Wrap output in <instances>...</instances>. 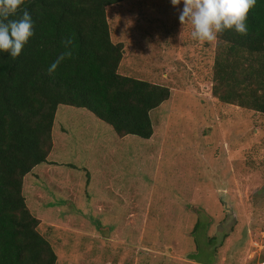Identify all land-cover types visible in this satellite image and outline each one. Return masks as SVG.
<instances>
[{"label":"rangeland","instance_id":"rangeland-1","mask_svg":"<svg viewBox=\"0 0 264 264\" xmlns=\"http://www.w3.org/2000/svg\"><path fill=\"white\" fill-rule=\"evenodd\" d=\"M182 8V0L105 7L110 40L122 46L117 73L169 96L150 110L147 139L57 106L47 160L21 188L54 264L264 260V113L212 94L216 56L219 67L237 59L218 40L191 39L190 25L182 32Z\"/></svg>","mask_w":264,"mask_h":264},{"label":"trees","instance_id":"trees-1","mask_svg":"<svg viewBox=\"0 0 264 264\" xmlns=\"http://www.w3.org/2000/svg\"><path fill=\"white\" fill-rule=\"evenodd\" d=\"M122 1L24 0L10 17L18 19L27 10L34 34L17 58L0 52V264L55 262L21 188L23 176L47 160L58 105L87 110L119 136L147 139L152 133L149 112L167 100L169 91L117 73L122 46L110 40L105 7ZM246 23V35L234 29L218 35L237 64L220 68L216 56L211 92L222 102L264 113V0H257ZM67 37L71 56L49 74L50 65L67 50L62 44ZM238 76L247 77L243 86Z\"/></svg>","mask_w":264,"mask_h":264},{"label":"clouds","instance_id":"clouds-1","mask_svg":"<svg viewBox=\"0 0 264 264\" xmlns=\"http://www.w3.org/2000/svg\"><path fill=\"white\" fill-rule=\"evenodd\" d=\"M183 8L179 12L182 32L185 25L191 26L190 36L194 41L214 43L219 34L225 30H235L241 35L248 31L247 17L255 7L257 0H182ZM24 0H0V52L17 58L29 38L33 36V20L30 13L24 10L18 19L14 17ZM173 7L181 4V0H171ZM65 49L48 68L49 74L54 72L60 62L71 56L72 39L62 41Z\"/></svg>","mask_w":264,"mask_h":264},{"label":"built area","instance_id":"built-area-1","mask_svg":"<svg viewBox=\"0 0 264 264\" xmlns=\"http://www.w3.org/2000/svg\"><path fill=\"white\" fill-rule=\"evenodd\" d=\"M259 264H264V260L261 263H259Z\"/></svg>","mask_w":264,"mask_h":264},{"label":"crops","instance_id":"crops-1","mask_svg":"<svg viewBox=\"0 0 264 264\" xmlns=\"http://www.w3.org/2000/svg\"><path fill=\"white\" fill-rule=\"evenodd\" d=\"M52 128V127H51Z\"/></svg>","mask_w":264,"mask_h":264}]
</instances>
